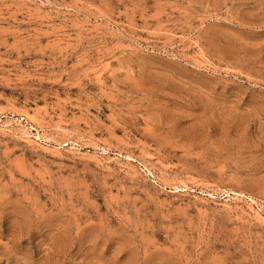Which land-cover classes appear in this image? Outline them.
Listing matches in <instances>:
<instances>
[{
  "label": "rangeland",
  "instance_id": "1",
  "mask_svg": "<svg viewBox=\"0 0 264 264\" xmlns=\"http://www.w3.org/2000/svg\"><path fill=\"white\" fill-rule=\"evenodd\" d=\"M0 264H264V0H0Z\"/></svg>",
  "mask_w": 264,
  "mask_h": 264
},
{
  "label": "bare ground",
  "instance_id": "2",
  "mask_svg": "<svg viewBox=\"0 0 264 264\" xmlns=\"http://www.w3.org/2000/svg\"><path fill=\"white\" fill-rule=\"evenodd\" d=\"M178 190V189H177Z\"/></svg>",
  "mask_w": 264,
  "mask_h": 264
}]
</instances>
